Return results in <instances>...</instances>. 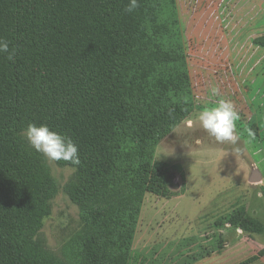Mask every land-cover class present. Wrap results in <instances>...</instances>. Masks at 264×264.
Instances as JSON below:
<instances>
[{
	"label": "trees",
	"instance_id": "16d2710c",
	"mask_svg": "<svg viewBox=\"0 0 264 264\" xmlns=\"http://www.w3.org/2000/svg\"><path fill=\"white\" fill-rule=\"evenodd\" d=\"M143 2L0 0V264H64L33 241L51 213L55 182L26 133L50 142L58 165L76 168L67 192L87 207L119 164H140L137 173L148 176L156 139L190 115V105H166L160 91L187 83L183 65H171L168 48L151 41L158 26H170V13L160 3L151 12L157 20L142 18ZM253 40L264 46V34ZM82 216L94 227L100 220L89 210ZM219 223L264 232L244 207ZM110 244L103 249L86 235L77 264H127L122 251L108 253Z\"/></svg>",
	"mask_w": 264,
	"mask_h": 264
},
{
	"label": "rangeland",
	"instance_id": "374dc122",
	"mask_svg": "<svg viewBox=\"0 0 264 264\" xmlns=\"http://www.w3.org/2000/svg\"><path fill=\"white\" fill-rule=\"evenodd\" d=\"M160 3L170 13V26L164 33L158 26L159 37L150 39L167 47L171 65H183L187 75L186 84H175L168 94L162 87L160 91L166 105H190V115L156 139L148 176L137 173L140 164H119L99 199L87 207L73 202L67 192L76 168L58 165L51 143L26 133L44 155L55 182L51 213L33 241L64 264L79 262L76 255L89 234L99 237L103 249L111 243L108 253L122 251L127 264H264V234L249 235L219 223L236 207H244L264 226V198L256 200L257 192L244 185V158L237 163L229 156L230 150L245 156L242 136L233 138L234 131L222 126L224 119L213 116L229 98L236 112L240 110L244 86L223 80L224 72L233 70L219 59L218 51L222 56L229 44L232 48L234 34L240 43L236 56L256 51L253 39L264 34V0H145L141 8H150L141 11L142 18L150 13L157 20L151 12ZM261 11L258 27H251L253 14ZM152 27L153 23L147 27L153 29L151 35L157 28ZM145 86L149 98L152 92H147V82ZM250 130L242 129L245 135ZM260 139L264 141V132ZM126 166L131 167L125 170ZM84 210L99 213L95 227L83 219Z\"/></svg>",
	"mask_w": 264,
	"mask_h": 264
},
{
	"label": "crops",
	"instance_id": "0c3cea01",
	"mask_svg": "<svg viewBox=\"0 0 264 264\" xmlns=\"http://www.w3.org/2000/svg\"><path fill=\"white\" fill-rule=\"evenodd\" d=\"M262 13L263 11L253 14L254 17L250 23L251 27H254L256 23L258 27ZM234 36L233 40L230 41L233 45L232 48H230L231 45L229 44L226 54L221 56V50H219L218 56L224 65L231 66L233 70L230 74L224 72L223 80H233L234 84L237 83L240 87L243 84L244 87H242L241 91L243 100L238 101L239 112H236L235 105L230 98L227 100V104L225 100H222L224 101V104L222 103L223 106H219L216 111L214 110L217 113H214L213 116L224 119L222 126L226 125L229 131H234L233 138H236L238 134L242 136L240 142L244 145L245 156H241V154L231 150L228 153L232 159H237V163L238 160L243 161L244 158V164H242L241 169L244 176V185L246 184L247 187L249 186L248 189L257 192L256 200L259 201L262 200V189H264V148L262 146L264 141L260 139V133L264 132V46L255 45L256 51H251L249 55L236 56L235 52L240 43L236 40V34ZM254 68H257V71L254 70L253 72ZM258 69H261V71H258ZM242 129L244 131H247V129L251 130L245 135ZM237 138H240V136ZM251 216L255 217L254 214H251ZM228 225V227H234L230 224ZM236 231L244 232L238 227H236ZM260 234H264V232ZM260 234L251 233L249 235L257 236Z\"/></svg>",
	"mask_w": 264,
	"mask_h": 264
}]
</instances>
